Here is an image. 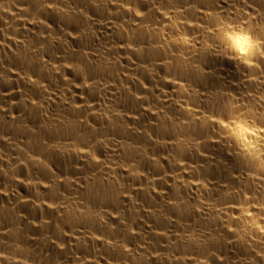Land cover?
I'll return each instance as SVG.
<instances>
[{
  "label": "bare ground",
  "instance_id": "obj_1",
  "mask_svg": "<svg viewBox=\"0 0 264 264\" xmlns=\"http://www.w3.org/2000/svg\"><path fill=\"white\" fill-rule=\"evenodd\" d=\"M0 264H264V0H0Z\"/></svg>",
  "mask_w": 264,
  "mask_h": 264
}]
</instances>
